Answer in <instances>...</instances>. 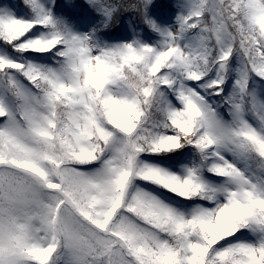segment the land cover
<instances>
[{
	"label": "snow or ice",
	"instance_id": "obj_1",
	"mask_svg": "<svg viewBox=\"0 0 264 264\" xmlns=\"http://www.w3.org/2000/svg\"><path fill=\"white\" fill-rule=\"evenodd\" d=\"M0 264H264V0H0Z\"/></svg>",
	"mask_w": 264,
	"mask_h": 264
},
{
	"label": "trees",
	"instance_id": "obj_2",
	"mask_svg": "<svg viewBox=\"0 0 264 264\" xmlns=\"http://www.w3.org/2000/svg\"><path fill=\"white\" fill-rule=\"evenodd\" d=\"M60 3H64L65 0H59ZM73 2L78 6V11H84L85 10V0H73ZM125 29L123 28H117L113 31V35L119 36L124 34Z\"/></svg>",
	"mask_w": 264,
	"mask_h": 264
}]
</instances>
